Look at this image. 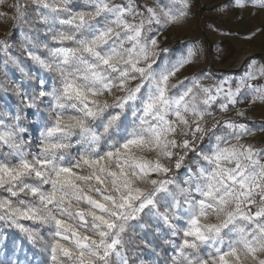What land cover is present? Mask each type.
<instances>
[{"label": "snow or ice", "instance_id": "6c2138e0", "mask_svg": "<svg viewBox=\"0 0 264 264\" xmlns=\"http://www.w3.org/2000/svg\"><path fill=\"white\" fill-rule=\"evenodd\" d=\"M194 7L0 0V65L21 73L0 80V264H28L9 229L48 264H264V58L197 68L200 42L166 35Z\"/></svg>", "mask_w": 264, "mask_h": 264}, {"label": "rangeland", "instance_id": "374dc122", "mask_svg": "<svg viewBox=\"0 0 264 264\" xmlns=\"http://www.w3.org/2000/svg\"><path fill=\"white\" fill-rule=\"evenodd\" d=\"M12 0H8L11 3ZM195 7L192 9L194 15L190 16L188 22L182 26L170 29L166 35L169 36L167 44L172 48L180 47L185 41H199L203 53L201 62L197 68H206L220 75L238 76L243 73L245 62L249 57L257 60L264 58V10L256 8L241 9H218V5L227 3V0H194ZM10 11L8 9H0ZM15 21L11 18H0V39H12L8 34L13 33ZM252 31L256 35L251 39L245 37ZM233 33L224 35L222 33ZM22 35V34H21ZM234 50L233 57L228 58L225 50ZM18 53L19 48L13 50ZM2 59V58H0ZM26 71L35 72L37 69L31 62L26 65ZM194 69H188L185 74H190ZM7 73V77H6ZM15 74L19 79L21 73L14 65L5 69L0 65V80H4ZM257 113L252 118L259 122L264 119V106L257 104L249 108L248 113ZM9 245L13 239L24 242V251L20 252V259L27 260L28 264H48V254L41 242L31 244L27 238L14 229H9ZM26 251V256H25Z\"/></svg>", "mask_w": 264, "mask_h": 264}, {"label": "crops", "instance_id": "0c3cea01", "mask_svg": "<svg viewBox=\"0 0 264 264\" xmlns=\"http://www.w3.org/2000/svg\"><path fill=\"white\" fill-rule=\"evenodd\" d=\"M225 52L227 53L228 58L233 57V55L235 54L234 50L232 51L231 49L225 50ZM257 113H260V112H254L253 114L248 113V115H249V117L254 118V117L258 116ZM262 136H264V133H258L255 140H259ZM255 140L253 142H255Z\"/></svg>", "mask_w": 264, "mask_h": 264}, {"label": "built area", "instance_id": "2783aa9c", "mask_svg": "<svg viewBox=\"0 0 264 264\" xmlns=\"http://www.w3.org/2000/svg\"><path fill=\"white\" fill-rule=\"evenodd\" d=\"M250 108H252V107H250ZM231 114V113H230Z\"/></svg>", "mask_w": 264, "mask_h": 264}]
</instances>
